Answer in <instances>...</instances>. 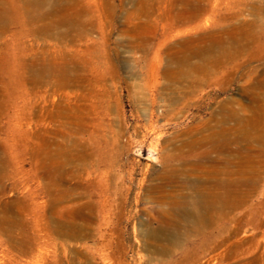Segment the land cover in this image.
Here are the masks:
<instances>
[{
    "label": "rangeland",
    "instance_id": "obj_1",
    "mask_svg": "<svg viewBox=\"0 0 264 264\" xmlns=\"http://www.w3.org/2000/svg\"><path fill=\"white\" fill-rule=\"evenodd\" d=\"M0 264H264V0H0Z\"/></svg>",
    "mask_w": 264,
    "mask_h": 264
},
{
    "label": "bare ground",
    "instance_id": "obj_2",
    "mask_svg": "<svg viewBox=\"0 0 264 264\" xmlns=\"http://www.w3.org/2000/svg\"><path fill=\"white\" fill-rule=\"evenodd\" d=\"M66 162V161H65ZM59 163V164H58ZM56 162L55 159L51 160L49 168V204H50V230L52 233L58 234L59 236L66 237L78 227L75 220H79L82 226L87 225L92 220L94 209L89 204H74L69 205L71 194L68 192V188L61 187V184L66 182V173L64 170L63 162ZM222 193L233 191L238 188L237 182L221 181L219 180L215 186ZM202 199L173 201L171 206L182 209L187 218H190L197 227H203V210H209L216 206L222 208L228 203L225 196L211 198L208 189H203ZM199 207L197 210L196 208ZM169 220L165 215L159 217V225L156 229L149 232V235L156 240H163V238H169L175 240L178 237L176 227L168 222Z\"/></svg>",
    "mask_w": 264,
    "mask_h": 264
}]
</instances>
